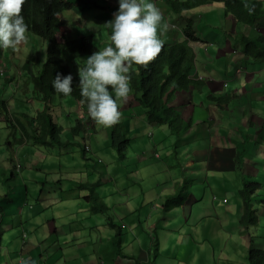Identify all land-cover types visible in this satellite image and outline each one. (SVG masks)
<instances>
[{"label":"rangeland","instance_id":"rangeland-1","mask_svg":"<svg viewBox=\"0 0 264 264\" xmlns=\"http://www.w3.org/2000/svg\"><path fill=\"white\" fill-rule=\"evenodd\" d=\"M79 1L81 3H78L76 8L63 10L61 20L68 27H60L57 37L62 39L60 33H66L70 29L72 33H78L76 36L92 34L93 43L98 51L112 45L110 34L105 33L102 26L106 30L109 28L106 23L112 20L114 18L113 14L118 11L119 0ZM79 1L77 0V2ZM145 2L154 3V0H145ZM161 2L164 3V0H161ZM94 3V7L91 8ZM222 14H224L223 8H219L215 2L200 5L196 11L191 9L190 15L193 16V24L196 25V31L194 32L196 39L192 41L193 46L198 43L206 48V42L200 36L202 33L208 39V50L214 52L217 47L219 49L226 46V42L228 45L235 47L233 41L228 40V30L231 27L228 21L224 25ZM166 16L168 18V15ZM170 23L175 24L176 22L170 20ZM238 27L241 28V26ZM173 29L175 27H170V30ZM25 35L27 37L26 41L18 46L16 50L0 48V64L10 77L8 81L5 79V74H0V100L3 99L6 102L10 100L7 103L8 108H10V105L12 106L9 110L10 117L21 122H23V117H26V114L34 116L37 111L43 109L45 104L43 100L38 98L37 90L30 80V74L32 73L33 76L38 74L42 63L46 59L47 43L36 35L27 32ZM172 37L173 34H170L166 39L164 38L165 42H172ZM112 46L114 47V45ZM88 56L90 55L84 57ZM26 61H30V63L26 68H23ZM77 62H79V59L71 61L67 65L69 73L73 76L75 86L79 85L78 68L80 64ZM235 70L236 68L232 67L234 73ZM20 72L22 73L20 74ZM131 89L132 91L127 99L128 104L138 96V93H134V88ZM51 101L54 105L51 106L54 110L52 112L53 119L62 127L61 140L70 138V146L67 148L61 145L34 146L33 151L30 152L27 148L31 147H20L22 144L18 141L16 143L13 135L19 138L23 131L22 128L16 123H13L14 127L10 124L7 126L8 122L4 120V115L0 114V229L3 228L0 231V264H11L7 259L6 249L9 243H11L10 247L14 252H17V257H22V252L25 249L28 250L25 251L24 257H22L24 261H20V264H29V259H31V264H43L40 253L43 254V257L46 256L48 253L53 252V247H55L53 241H58L61 243L59 246H63L71 241L72 236L75 238L72 241H84L83 244H78V248L81 249L82 253H85V258L89 257V253L92 251L91 248L100 249V252H104L106 250L104 249L105 246L100 245L99 242L92 243L90 241L91 236L87 234L88 231L81 228L83 223L92 225L93 223L104 222L106 224L107 222V214H100L99 211L92 212L91 203L87 200V196L91 194L99 197V200H103L110 207L114 204L116 206L125 204L129 208H133L134 206L139 207L137 199L141 198L143 188L149 190L150 198H160V193L166 190L168 182L165 174L171 168L180 176L185 175L187 180H192L193 172V175H197L198 178L205 176L212 182L211 175L214 174L212 168L214 165L211 158L216 155L218 145L207 142L200 129L196 131V137H193V140L191 139L192 136L184 139L186 135H190V127L186 132L176 133L171 131L170 126L166 123L148 121L147 109L142 105L137 107L136 112L132 108L130 112L121 113L118 124L105 128L93 121L88 116L84 106L76 99L56 97L52 98ZM122 102V100H118L120 107H122ZM171 102H169V106L174 107ZM200 105H203L202 101ZM174 109L186 124L191 125L193 123V101L190 107L176 105ZM55 115H57V118H55ZM86 118H88L87 122L85 121ZM78 123H80L79 127L81 129L74 132L71 127ZM115 126L126 129L124 131L120 129V132H123V138L128 139L125 150H121L118 145H111L109 134ZM255 136L256 134L252 128H247V135L244 137L247 140L245 143L242 141L239 143L238 139L227 142V146L232 151L227 148L224 151L225 156L227 154L230 166L225 168L228 172L232 170L228 168L235 167V164L239 162L242 153V157H247L244 144H254ZM8 141L17 144L13 149L19 160L18 165H10L8 162L11 154ZM85 144L90 147V151L83 149ZM238 144H240L239 148H237ZM12 154L14 155V153ZM97 159L102 162H98ZM188 159H193L199 168L204 165L207 172L204 174V171L192 170V167L185 165ZM9 161L13 163V160L9 159ZM3 162H6L7 165H2ZM40 163H42L43 168H46V163H49L51 169L48 168V171L45 169L39 170ZM168 164L171 166H168ZM105 165L109 173L106 176L102 172V167ZM220 170H223V168ZM83 171L87 178L81 180L82 173L80 172ZM129 171L133 173L130 177L133 184H130ZM59 179L60 181H57ZM18 192L22 194L24 199L21 206L25 210H22V216L19 219L17 214H13L12 220L14 221L10 222L7 208L9 205L15 208L16 203L21 202L17 197ZM38 197L43 200L50 198L52 204L49 206L41 205L42 208L40 204H36V198ZM173 199L182 202L186 198L178 192ZM14 200H16V203ZM167 201L168 199L162 202L161 210H163L165 202V206H170ZM88 204L90 216L86 218L87 214L85 212L87 209L84 210L83 208ZM232 204L233 199L230 200L227 207L232 206ZM26 210L34 211L36 215L29 218L24 215V213H27ZM138 211L140 216L145 215L147 212L145 210L143 214V209L140 207ZM2 215H5V217ZM238 220L242 225H245L240 216ZM156 221H159L160 226L157 236L161 241L159 260L156 264H164L162 257V253H164L162 245L164 220L156 219ZM169 225L171 227V224ZM53 229H56L54 233H52ZM106 229L107 232L102 233L105 236L103 242L111 244L113 233L110 229ZM120 242V245L117 241L112 243L115 251L121 253V248L122 252L125 251L123 248L129 249L124 238ZM14 252L13 258H11L13 260ZM151 253L154 255L155 250L152 249ZM61 260L59 259L57 263ZM247 263L252 264L249 258Z\"/></svg>","mask_w":264,"mask_h":264},{"label":"crops","instance_id":"crops-1","mask_svg":"<svg viewBox=\"0 0 264 264\" xmlns=\"http://www.w3.org/2000/svg\"><path fill=\"white\" fill-rule=\"evenodd\" d=\"M216 4L219 8L222 7L221 4ZM190 11L166 13L162 9L163 22L168 25V30L160 38L166 39L170 34H173V41L181 36V28L190 17L193 20ZM95 16L97 17V14ZM222 16L224 25L228 21L231 27L228 30V40H232L235 47L226 42V46L223 48L218 49L217 47L214 52L208 50V39L202 33L200 36L206 41V48L198 43L193 46V42H190L189 45L195 52V65L191 74L201 79L198 80L195 87L177 91L171 102L174 106L190 107L193 101V123L190 125V135H186L184 139L192 136L193 140V137H196V131L200 129L207 142L218 145L216 155L210 157L214 165L212 167L214 174L211 175L212 182L205 176L198 178L197 175H193V172L192 180H187L185 175L180 176L171 168L165 174L168 182L166 190L160 193L159 199L157 197L150 198L148 189L141 190L142 196L137 200L139 207L143 209V214L147 210L145 215L140 216L139 207L129 208L125 204L123 206L114 204L112 207L107 205L109 210L106 214H111L113 222L121 225L120 237L121 240L124 238L129 249L123 248L125 251L122 252L121 248V253L113 249L114 230L104 222L92 225L83 223L81 228L88 231L87 234L91 236L90 241L92 243L99 242L100 245L105 246L106 250L100 252V249L91 248L89 257L85 258V253H82L78 248V244H83L84 241H72L75 240L72 236L71 241L63 246H59L60 242L53 241L55 244L53 252L46 256L43 257V254L40 253L43 264H156L159 260L161 243L157 236L160 225L156 219L164 220L162 239L164 264H248L249 249H264V62H253L242 52L240 40L238 41L236 38L239 32L248 34L250 29L238 27L240 25L235 23L230 14L224 13ZM168 19L169 22L171 20L176 23L170 24ZM172 26L175 29L170 30ZM102 28L105 27L102 26ZM108 32L109 30L105 33L108 34ZM74 34L75 32L72 33L69 29L62 39L76 37ZM232 67L236 68L235 73L232 71ZM201 101L203 105H200ZM137 107L139 105L135 100L129 104L128 100L123 101L120 112L124 114L130 112L132 108L136 112ZM11 108L10 105L8 109ZM247 128H252L256 134L254 144H244L247 157H242V153L241 162L239 160L235 167L228 168L232 169L228 172L225 168L230 166L224 151L226 148L230 151L231 149L227 146V142L238 139L239 143L241 141L245 143L247 140L244 137L247 135ZM8 146L11 149L9 159L13 160L14 158L19 161L13 149L15 146ZM20 147H31L27 149L32 152L34 146L25 142ZM239 147L240 144L237 145V148ZM9 159L10 165L14 164ZM2 165L7 164L3 162ZM185 165L198 172L204 171V174L207 172L204 165L199 168L193 159H188ZM42 166L40 163L38 169L47 171L48 168L51 169L49 163H46V168ZM168 166L171 165L168 164ZM221 168L223 170H220ZM102 172L105 176L109 174L106 165L102 167ZM182 172L184 173V171ZM80 173H82L81 180L87 178L84 171ZM129 173L130 184H133L130 179L133 173L131 171ZM125 176L127 177V175ZM137 177L139 176L137 175ZM246 182L254 184L255 187L250 195L251 213L247 215L243 212L239 196V191ZM178 192L183 193L186 199L179 204L172 202L170 206H164L161 210L160 206L165 198H172ZM17 194L21 202L16 203L14 200L16 207L12 208L9 205L7 208L10 222L14 221L12 220L13 214H17L19 219L22 216V210H25L21 206V203L24 202L22 194L20 192ZM231 199H233V204L227 207ZM36 200V204H40V206L52 204L50 198L43 200L38 197ZM88 207L89 204L83 208L87 209L86 218L90 216ZM26 211L27 213L24 215L29 218L36 215L34 211ZM2 216L5 217V215ZM239 216L244 220L245 225L239 222ZM106 228L113 233L111 244L103 242L105 236L102 233L107 232ZM55 231L56 229H53L52 233ZM10 246L11 243L6 248L8 261L11 264H20V261H24L22 257H24L25 251L28 250L25 249L22 252V257H17V252H14ZM152 249L155 250L154 255L151 253ZM13 252L14 260L11 259ZM64 252L65 254H63ZM59 259L62 260L57 263ZM28 261L31 264V259Z\"/></svg>","mask_w":264,"mask_h":264},{"label":"trees","instance_id":"trees-1","mask_svg":"<svg viewBox=\"0 0 264 264\" xmlns=\"http://www.w3.org/2000/svg\"><path fill=\"white\" fill-rule=\"evenodd\" d=\"M212 2L220 3L225 14H230L241 27L250 29L248 34L239 32L236 38L238 41L240 40L242 52L250 57L253 62H264V0H164L160 6L164 5L167 12L177 13ZM245 2L256 5L251 15L244 6ZM77 5L76 0H26L23 5L22 15L28 25V30L43 38L47 43L46 59L38 74L30 77L37 90L38 98L43 100L45 104L43 109L37 111L34 116L26 115L25 121L28 127L23 128L24 132L19 138L14 136L16 143L17 141L23 143L25 140L32 146L44 147L70 144L67 140H61L62 127L54 121L53 114L49 112V105L50 103L53 104L52 98L72 97L87 110V104L81 102L82 97L78 86L72 83L74 91L67 96L56 93L52 87V81L57 73L69 74L67 65L71 61L98 51L93 43L92 34L81 35L76 38L68 37L64 41L57 39L55 29L61 22L60 13L64 9H71ZM195 27L196 25L188 20L181 28V36L172 42H165L158 57L147 68L133 64L130 69V87L134 88V93H138L135 98L136 103L147 109V120L161 124L166 123L170 126L171 131L176 133L186 132L190 127V124L185 123L174 107L169 106V102L174 100L177 91L188 90L197 82L191 76L192 68H194V52L189 45L190 41L196 39ZM107 30L111 36V28ZM107 30L104 28L105 32ZM29 63L27 62V65ZM0 114H3L6 122L14 127L7 102L3 99L0 100ZM16 123L22 124L18 120ZM79 124L71 127V129L77 132L80 129ZM120 128L122 127H113L109 139L112 146L118 145L121 150H125L128 139L123 138V132H120ZM122 130L126 129L122 128ZM8 143L10 146L17 145L12 144L11 141ZM253 190H255L254 184L246 182L239 191L243 212L246 215L251 213L250 195ZM181 195L184 196L183 193ZM166 199H168V203H180L173 197ZM87 200L91 203L93 213L97 211L100 214L108 213V206L103 200H99V197L91 194L87 196ZM163 205L165 206L166 202ZM106 224L114 230L113 243L117 241L120 245L121 225L113 222L111 214L107 215ZM248 258L254 264H264V249H249Z\"/></svg>","mask_w":264,"mask_h":264},{"label":"clouds","instance_id":"clouds-1","mask_svg":"<svg viewBox=\"0 0 264 264\" xmlns=\"http://www.w3.org/2000/svg\"><path fill=\"white\" fill-rule=\"evenodd\" d=\"M25 2L26 0H0V48L16 50L18 46L26 41V32L36 35L28 30V25L22 15V8ZM78 3L81 2L79 1ZM154 3L145 2V0H119L118 11L113 14L114 18L106 23L112 30L110 39L114 47L109 45L102 50L94 52L88 57H84L86 55L81 56L79 62H77L80 64L78 68V87L82 97L81 102L87 104L88 116L105 128L112 127L120 121L121 105L118 103V100L127 101L132 91L130 87V69L132 65L135 64L147 68L148 65L158 57L164 46L165 41L161 39L160 36L168 30V25L163 22L164 17L161 12L162 9L165 10V8L164 5L160 6L162 3L161 0H154ZM94 5L95 3L91 8H93ZM244 6L250 15L254 12L256 7L254 3L250 5L247 2H245ZM74 7L76 8L77 6ZM198 7L182 10L177 13H182L191 9L196 11ZM62 12L60 13V18ZM165 12L170 13L166 10ZM188 20L193 24L191 17ZM63 26L67 25L61 20L60 25L55 29L56 36L60 27ZM66 33L61 32L60 34L63 36ZM76 34L78 33L76 32ZM78 36L81 35H77L76 37ZM57 39L60 41L65 40L58 37ZM202 40L205 41L203 38ZM192 51L194 52V50ZM27 62L30 61H26V65H24V63L23 68L28 66ZM77 63L76 65H78ZM21 73L22 72H20V74ZM0 74H5V79L8 81L10 80L2 64H0ZM30 76H33L32 73ZM191 76L197 80L196 84L199 82L198 80L201 79L192 74ZM72 83L73 76L70 73L68 75L57 73L52 81V87L56 93L67 96L74 91ZM51 106L54 105L50 103L49 112L53 114L52 112H54V110H51ZM28 115L31 116V114ZM87 119L88 118L85 119L86 122ZM11 120H13V123L17 122L16 119L11 118ZM25 120L26 117L24 116L22 124L16 123L22 128V134L24 129L27 128V122ZM7 126H9V124H7ZM120 129L122 130V128ZM14 136L15 135H13V138ZM66 140L70 142V138ZM23 143H25V140ZM23 143L21 144L23 145ZM61 146L69 147L70 144H62ZM83 149L85 151H90V147L86 146V144L83 146ZM97 161L101 162L100 159H97ZM13 162L18 165V161L14 158Z\"/></svg>","mask_w":264,"mask_h":264},{"label":"bare ground","instance_id":"bare-ground-1","mask_svg":"<svg viewBox=\"0 0 264 264\" xmlns=\"http://www.w3.org/2000/svg\"><path fill=\"white\" fill-rule=\"evenodd\" d=\"M98 50V49H97ZM31 80V79H30Z\"/></svg>","mask_w":264,"mask_h":264}]
</instances>
